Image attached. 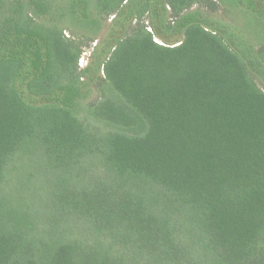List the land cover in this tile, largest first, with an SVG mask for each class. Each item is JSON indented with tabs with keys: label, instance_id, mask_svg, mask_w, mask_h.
I'll return each instance as SVG.
<instances>
[{
	"label": "trees",
	"instance_id": "16d2710c",
	"mask_svg": "<svg viewBox=\"0 0 264 264\" xmlns=\"http://www.w3.org/2000/svg\"><path fill=\"white\" fill-rule=\"evenodd\" d=\"M132 1L0 0V264H264V29L201 16L262 0H142L88 81Z\"/></svg>",
	"mask_w": 264,
	"mask_h": 264
},
{
	"label": "rangeland",
	"instance_id": "374dc122",
	"mask_svg": "<svg viewBox=\"0 0 264 264\" xmlns=\"http://www.w3.org/2000/svg\"><path fill=\"white\" fill-rule=\"evenodd\" d=\"M142 0H133L130 4H127L122 10L120 17L116 23H112L111 19L114 15L110 16L107 20V24L101 29L97 30L91 35V40L83 47L82 53L78 59V66L80 69H85V74L88 81L91 82L95 77L100 74L99 69L101 63L106 59L107 53L112 43V39L116 36H120L124 31V25L132 18V12L138 7ZM154 7L150 14L143 16L142 23L146 26L147 30H151L154 40L158 43H164L168 45L177 44L182 39V28L178 26L173 17L169 13H166L162 8V0H151ZM124 3V2H123ZM195 8V7H194ZM193 8V9H194ZM257 12L244 11L240 7H232L230 10H224L220 7L219 11L214 13H208L205 10H201L202 17L204 20L212 22L214 19L221 20L228 27L241 29L246 39L250 42L251 46H258L261 38L257 35L262 27L264 29V0L261 1L260 5L256 6ZM135 22V20H133ZM169 23L171 28L166 29V24ZM260 24L261 26H258ZM68 35V31H64ZM255 81L257 85L264 89V76H256ZM18 90L22 96L28 101H34L25 90L24 83H18ZM39 100V98H37Z\"/></svg>",
	"mask_w": 264,
	"mask_h": 264
}]
</instances>
